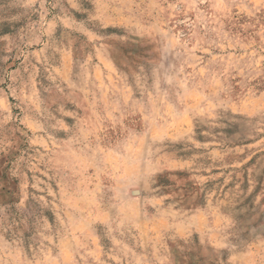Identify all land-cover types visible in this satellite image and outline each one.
<instances>
[{"label":"rangeland","instance_id":"obj_1","mask_svg":"<svg viewBox=\"0 0 264 264\" xmlns=\"http://www.w3.org/2000/svg\"><path fill=\"white\" fill-rule=\"evenodd\" d=\"M0 264H264V0H0Z\"/></svg>","mask_w":264,"mask_h":264},{"label":"trees","instance_id":"obj_2","mask_svg":"<svg viewBox=\"0 0 264 264\" xmlns=\"http://www.w3.org/2000/svg\"><path fill=\"white\" fill-rule=\"evenodd\" d=\"M194 132L196 134L195 139L197 141H202L203 139H205V137L201 135L202 128L200 126H198V125L195 126ZM168 147L169 148H168V150H166V153L174 154L175 156H177L179 158H183V157L190 154V152H188V150L185 152V150H184L185 146L182 144H170ZM160 178H162V177L158 178V180H157L158 183L161 182ZM159 185H161V184H159Z\"/></svg>","mask_w":264,"mask_h":264}]
</instances>
